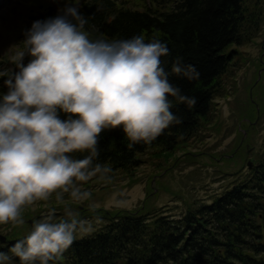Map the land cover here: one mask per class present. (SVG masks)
I'll list each match as a JSON object with an SVG mask.
<instances>
[{"label": "clouds", "instance_id": "1", "mask_svg": "<svg viewBox=\"0 0 264 264\" xmlns=\"http://www.w3.org/2000/svg\"><path fill=\"white\" fill-rule=\"evenodd\" d=\"M63 2L57 16L33 22L10 49L15 51L8 60L18 71L0 70L8 89L0 96V225H22L26 207L53 195L57 203L65 194L86 200L91 193L83 184L109 181L112 169L94 163L105 130L122 128L129 149L151 145L182 123L171 111L174 105L196 104L170 76L194 82L201 74L182 57L166 71L161 59L170 54L166 42H146L142 34L112 42L92 39L80 0ZM77 153L86 155L77 159ZM64 213L67 219L57 221L52 209L33 221L30 234L9 249L20 264H56L77 233L92 231L70 207ZM8 259L0 252V262Z\"/></svg>", "mask_w": 264, "mask_h": 264}, {"label": "trees", "instance_id": "2", "mask_svg": "<svg viewBox=\"0 0 264 264\" xmlns=\"http://www.w3.org/2000/svg\"><path fill=\"white\" fill-rule=\"evenodd\" d=\"M80 12L88 18L90 38L109 42L140 34L146 42L156 38L170 50L161 58L166 71L182 57L201 74L194 82L170 76V82L182 94L195 97L196 104L174 105L171 111L182 123L165 130L151 145L129 149L122 128L101 133L100 155L94 163L112 169L106 182L117 174H133L149 149L174 154L203 130L211 122L215 99L227 90L225 80L233 77L239 48L253 42L264 25V0H147L141 8L129 6L127 0H80ZM58 14L52 3L32 18L46 20ZM30 59L25 57V65ZM2 61L8 62V57ZM5 79L0 78V96L8 91ZM61 118H66L63 113ZM252 161L247 171L232 172L234 179L221 193L187 203L179 216L145 205L135 210L83 211L76 216L89 220L92 231L76 238L56 264H264V148ZM62 219L67 217L60 215L57 221ZM17 232L0 241V252L9 257L0 264H20L9 249L30 232Z\"/></svg>", "mask_w": 264, "mask_h": 264}, {"label": "rangeland", "instance_id": "3", "mask_svg": "<svg viewBox=\"0 0 264 264\" xmlns=\"http://www.w3.org/2000/svg\"><path fill=\"white\" fill-rule=\"evenodd\" d=\"M146 1L127 0L129 6L137 8ZM52 3L58 11L64 7L63 0H0L2 67L16 71L10 62L2 61L3 57H9L15 51L10 49L20 44L35 22L32 15ZM239 49V63L235 64L233 77L225 80L227 90L215 99L211 122L186 146L174 154H158L159 150L151 148L142 155L133 174H117L111 182L93 178L83 184L82 190L91 193L86 200H71L65 194L63 203H57L54 196L28 206L21 214L24 223L0 225V236L14 231L28 234L33 221L42 220L52 209L57 220L65 215L66 206L76 215L99 209L135 210L145 205L179 216L185 213L187 203L207 201L221 193L234 179L232 172L247 171V162L253 163L255 152L264 148V25L253 42ZM86 222L89 224V220ZM83 235L77 233L76 238Z\"/></svg>", "mask_w": 264, "mask_h": 264}, {"label": "bare ground", "instance_id": "4", "mask_svg": "<svg viewBox=\"0 0 264 264\" xmlns=\"http://www.w3.org/2000/svg\"><path fill=\"white\" fill-rule=\"evenodd\" d=\"M248 165H249V167H252V162L251 161L247 162V167H248Z\"/></svg>", "mask_w": 264, "mask_h": 264}]
</instances>
